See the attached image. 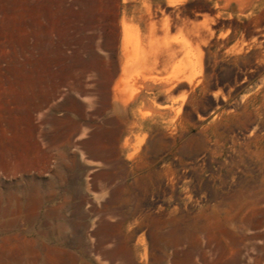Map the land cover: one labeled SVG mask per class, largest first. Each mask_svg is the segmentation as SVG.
<instances>
[{
    "label": "rangeland",
    "instance_id": "374dc122",
    "mask_svg": "<svg viewBox=\"0 0 264 264\" xmlns=\"http://www.w3.org/2000/svg\"><path fill=\"white\" fill-rule=\"evenodd\" d=\"M98 53L107 69L91 73ZM119 71L115 101L147 86L151 110L110 156L172 172L170 204L150 193L148 214L188 215V264H264V0H0V264L102 263L100 240L75 237L94 228L80 214L83 144L61 142L32 100L84 81L104 96ZM117 113L110 102V125Z\"/></svg>",
    "mask_w": 264,
    "mask_h": 264
},
{
    "label": "crops",
    "instance_id": "0c3cea01",
    "mask_svg": "<svg viewBox=\"0 0 264 264\" xmlns=\"http://www.w3.org/2000/svg\"><path fill=\"white\" fill-rule=\"evenodd\" d=\"M94 59L96 66L94 69L90 68L89 72L102 73L103 69H107L106 56L98 53L94 55ZM119 78L120 71L111 83L108 80L105 81L104 96L100 92L99 97L97 89L92 88V86H96V83L84 81L79 85L75 84V87L64 93L62 97L57 96V87L53 85L49 92H45L41 97L39 90L36 102L32 100V104H36L37 110L46 112L48 120L61 121L58 126L56 124L54 126L52 122L50 125L51 128L60 129L61 135L64 136L60 140L61 142L83 144L82 149L85 152L88 166L80 170V174L85 176L83 192L86 197V200L81 204L83 210H80V214L85 215L89 221L93 222L94 228L83 234L75 235V237L100 240L97 248L102 263L98 264H174L171 257L173 240L181 248L180 264H188L186 252L188 215L181 214L173 218L161 210L151 215L147 212L150 193H154L160 198L159 207L170 204L172 196V187L169 185L172 176L171 170L165 167H143L140 165V158L128 159L125 152L117 151L111 156L109 154V144L124 142L129 136L134 120L139 119L141 125L148 124L149 118L141 117L137 111L151 110L148 96L150 90L147 86L143 87L125 104L119 100L115 101L117 94L114 84L119 81ZM67 81L70 85L69 77ZM147 83L145 82V84ZM99 98L100 103L98 102ZM110 102L112 107L119 108V113L111 125L109 123ZM99 104L102 112L97 115V122L92 124L87 121L86 110L91 111ZM73 108H78L80 115L74 116L78 122L69 126L68 121L73 117L71 114ZM60 112L62 116L58 118ZM86 144H90L91 149L94 147L96 152L87 151ZM168 185L169 190L166 189ZM180 189L182 192V180ZM40 207L41 205L38 204V223L42 219L44 220V213ZM134 223L153 224V226L147 231L129 230L130 224ZM36 237L41 239L45 235L38 230ZM69 237L71 236L69 235ZM142 237L146 240L145 245L140 241ZM184 247L186 248L185 252L183 251ZM39 248L38 255L40 254ZM144 254L148 256L147 261L143 258ZM36 264L45 263L38 262ZM50 264L59 263L52 262Z\"/></svg>",
    "mask_w": 264,
    "mask_h": 264
},
{
    "label": "bare ground",
    "instance_id": "6f19581e",
    "mask_svg": "<svg viewBox=\"0 0 264 264\" xmlns=\"http://www.w3.org/2000/svg\"><path fill=\"white\" fill-rule=\"evenodd\" d=\"M200 33H198V35H199ZM198 37V36H197ZM200 38H202L201 37V35H200ZM173 50V49H172ZM172 50L170 49V53H172L173 54V52H172ZM241 50H242V48L241 49H239L236 53H240L241 52ZM257 159V158H256ZM263 165V164H262Z\"/></svg>",
    "mask_w": 264,
    "mask_h": 264
}]
</instances>
